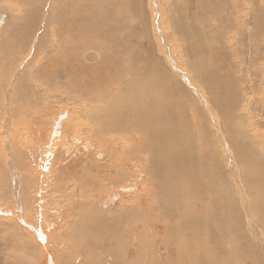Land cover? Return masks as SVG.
I'll return each mask as SVG.
<instances>
[{
	"label": "rangeland",
	"instance_id": "1",
	"mask_svg": "<svg viewBox=\"0 0 264 264\" xmlns=\"http://www.w3.org/2000/svg\"><path fill=\"white\" fill-rule=\"evenodd\" d=\"M130 1L0 0V264H264V0H141L145 23ZM133 89L158 106L147 127L114 114Z\"/></svg>",
	"mask_w": 264,
	"mask_h": 264
},
{
	"label": "bare ground",
	"instance_id": "2",
	"mask_svg": "<svg viewBox=\"0 0 264 264\" xmlns=\"http://www.w3.org/2000/svg\"><path fill=\"white\" fill-rule=\"evenodd\" d=\"M244 1V0H243ZM248 1V0H247ZM47 2V1H46ZM144 2V1H143ZM171 3H172V1H170ZM251 2V1H250ZM130 6L132 7V8H134V9H132V14L138 19V22H141V23H145L146 22V18H145V12H144V3H143V5H142V2H141V0H131L130 2ZM227 3V2H226ZM52 4V3H51ZM60 4V3H59ZM170 4V3H169ZM176 4H177V2H176ZM244 4H246V3H244ZM247 4H249L248 2H247ZM101 5V4H100ZM179 5V4H178ZM241 4H239V6H240ZM51 6V5H50ZM94 6V5H93ZM173 6H175V4L173 5ZM231 6H233V5H231ZM245 6V5H244ZM248 6V5H247ZM256 5H254V6H252V7H255ZM97 7V6H96ZM169 7H171L172 8V4H171V6H169ZM176 7V6H175ZM178 7V6H177ZM227 7V6H226ZM242 7V6H241ZM246 7V6H245ZM249 7V6H248ZM247 7V8H248ZM259 7V6H258ZM233 8V7H232ZM231 8V9H232ZM250 8V7H249ZM248 8V9H249ZM256 8V7H255ZM254 9V8H253ZM26 11V13H28L29 12V9H25ZM229 10V9H228ZM233 10V9H232ZM244 10V9H243ZM250 11V10H249ZM225 12V11H224ZM230 12V11H229ZM247 12H248V10H247ZM216 13V12H215ZM227 13V12H226ZM249 13V12H248ZM71 14V13H70ZM179 14V13H178ZM181 14V13H180ZM239 14H241L240 12H239ZM239 14H237L238 16H239ZM65 15V14H64ZM173 15V14H172ZM182 15V14H181ZM197 15V14H196ZM221 15V14H220ZM248 15H250V14H248ZM263 15H264V11H263ZM52 16V15H51ZM56 16V15H55ZM66 16V15H65ZM188 16V15H187ZM210 16V15H209ZM227 16V15H226ZM234 16V15H233ZM241 16V15H240ZM239 16V17H240ZM247 16V15H246ZM245 16V17H246ZM108 17V16H107ZM163 17V16H162ZM181 17V16H180ZM183 17V16H182ZM185 17V16H184ZM207 17V16H206ZM228 17V16H227ZM231 17V16H230ZM252 17V16H251ZM264 16H262V18H263ZM179 18V17H178ZM202 18V17H201ZM249 18H250V16H249ZM239 19V18H238ZM241 19V18H240ZM244 19H246V18H244ZM255 19H257L256 18V15L255 16H253V21L255 20ZM173 20H175L174 18H173ZM189 20V19H188ZM231 20V19H230ZM243 20V19H242ZM242 20H241V22H242ZM247 20V19H246ZM249 20V19H248ZM248 20H247V22H248ZM183 21V20H182ZM198 21V20H197ZM202 20H200V22H201ZM251 21V20H250ZM176 22H177V20H176ZM184 22H185V20H184ZM184 22L181 24V23H179V25H174L173 27H175V29H176V32L177 31H181V30H184L185 32L188 30V26L187 25H185L184 24ZM190 22V21H189ZM203 22V21H202ZM246 22V21H245ZM40 23V22H39ZM174 23H175V21H174ZM185 23H187V22H185ZM229 23V22H228ZM228 23H226V24H228ZM237 23V22H236ZM239 23V22H238ZM253 23V22H252ZM260 23V22H259ZM176 24V23H175ZM178 24V23H177ZM193 24V23H192ZM196 24V23H195ZM194 24V25H195ZM197 24H198V22H197ZM208 24V23H207ZM225 24V23H224ZM224 24L222 25V29H223V26H224ZM232 24V23H231ZM42 25V24H41ZM221 25V24H220ZM246 25H247V23H246ZM260 25H262V24H260ZM172 26V25H171ZM193 26V25H192ZM198 26H199V24H198ZM203 26V25H202ZM230 26V25H229ZM240 26V25H239ZM43 27V26H42ZM190 27V26H189ZM247 27H249V26H247ZM254 27H256L255 25H254ZM263 27V26H262ZM195 28H196V25H195ZM233 28V27H232ZM231 28V29H232ZM194 29V28H193ZM199 29V28H198ZM225 29V28H224ZM236 29V28H235ZM240 29V28H239ZM234 30V29H233ZM257 30H258V28H257ZM188 31H190V30H188ZM198 31V30H197ZM203 31H205V30H203ZM181 32H183V31H181ZM226 33H227V30L225 31ZM234 32H235V30H234ZM244 32V31H243ZM193 33V32H192ZM247 33V35H248V31L246 32ZM245 33V34H246ZM253 33H254V31H253ZM257 33V32H256ZM255 33V34H256ZM190 34V33H189ZM194 34H195V32H194ZM236 34V33H235ZM238 34V33H237ZM258 34V33H257ZM256 34V35H257ZM256 35H254L255 37H256ZM248 36H252V35H250V32H249V35ZM247 36V37H248ZM38 37V36H37ZM71 37V36H70ZM182 37V36H181ZM234 37H237V36H234ZM245 37V36H244ZM257 37H258V35H257ZM256 37V38H257ZM198 38V37H197ZM242 38V37H241ZM240 38V39H241ZM246 38V37H245ZM245 38H243V41L245 40ZM249 39H250V37H248ZM247 38V39H248ZM53 39V38H52ZM236 39V38H235ZM45 40H47L46 39V37L45 36H42L41 38H39L38 40H37V43H38V45L39 46H43V48H44V46H45V44H43L44 42H46ZM55 40V39H54ZM74 40V39H73ZM174 40H176V39H174ZM202 40V39H201ZM250 40H252V39H250ZM49 41V40H48ZM255 41V40H254ZM258 41V40H257ZM256 41V42H257ZM260 41V40H259ZM23 42V41H22ZM82 42V41H81ZM81 42H79V46L80 47H82V43ZM197 42V41H196ZM246 42H247V40H246ZM95 43H97V42H94V43H92V44H90V46L91 47H93L94 49L96 48V46L99 44H95ZM253 43V42H252ZM177 44V43H176ZM179 44H181V43H179ZM185 44H186V42H185ZM233 44V43H232ZM235 44V43H234ZM238 44V43H237ZM240 44V43H239ZM181 45H184V43H182ZM236 45V44H235ZM74 46V45H73ZM89 46V47H90ZM253 46H254V43H253ZM252 46V47H253ZM47 47H49V46H47ZM99 47V46H98ZM202 47V46H201ZM92 48V49H93ZM203 48V47H202ZM51 50V49H50ZM81 51H82V49H80ZM239 50V49H238ZM189 51V50H188ZM51 52H52V50H51ZM250 52V51H249ZM248 52V53H249ZM79 53V52H78ZM159 53V52H158ZM205 54V53H204ZM48 55V54H47ZM54 55H56V54H54ZM79 55V54H78ZM186 55H188V54H186ZM94 55H93V53L91 54V51L89 52V53H85V54H83L81 57H82V62H84V65H86L87 66V68L89 69V71H90V73H91V70H92V65H95V64H97V62H95V61H92L93 59H94V57H93ZM192 56V55H191ZM56 57V56H55ZM49 58V60L51 59V55H50V57H47V59ZM185 58V57H184ZM40 59V58H39ZM54 59V58H53ZM87 59V60H86ZM88 60H90V61H92L93 62V64L92 65H90V64H86L87 62H88ZM158 60V59H157ZM188 60V59H187ZM191 60V59H190ZM205 60V59H204ZM91 62V63H92ZM258 63V62H257ZM189 63L187 62V65H188ZM198 64V63H197ZM196 64V65H197ZM95 67V66H94ZM99 67V66H98ZM165 67V66H164ZM109 68V67H108ZM111 68H113V67H111ZM169 68H170V66H169ZM98 69V68H97ZM123 69V68H122ZM195 69H197V68H195ZM240 69V68H239ZM78 70V69H77ZM120 70V69H119ZM170 70H171V68H170ZM191 70V69H190ZM236 70H237V68H236ZM96 71V70H95ZM109 71V70H108ZM118 71V70H117ZM116 71V72H117ZM172 71V70H171ZM209 71V70H208ZM239 71V70H238ZM39 72V71H38ZM110 72V71H109ZM173 72V71H172ZM114 73H115V71H114ZM210 73V72H209ZM94 74V73H93ZM95 74H97V73H95ZM106 74V73H105ZM104 74V75H105ZM110 74H113V72L112 73H110ZM122 74V73H121ZM81 75V74H80ZM107 75V74H106ZM114 75H116V73L115 74H113V76H112V78L114 77ZM183 75V74H182ZM89 76H91L92 78L93 77H95V75L93 76L92 75V73H91V75H89ZM118 76V75H117ZM127 76V75H126ZM128 77V76H127ZM216 77V76H215ZM230 77V78H229ZM229 77H227V79H231L232 77L231 76H229ZM22 78V76L20 75L19 77H18V79H21ZM119 78V77H118ZM121 78V77H120ZM126 78V77H125ZM101 79V78H100ZM226 79V80H227ZM83 80L85 81V82H87V83H90V79H88V80H85L83 77H81V79H80V82H83ZM107 80V79H106ZM116 80V79H115ZM103 81V80H102ZM108 81V80H107ZM117 81V80H116ZM233 81H235V80H232V82ZM262 82V81H261ZM124 83V82H123ZM229 83V82H228ZM237 82H235V84H236ZM238 83H240V82H238ZM243 83V82H242ZM117 84V83H116ZM125 84V83H124ZM230 84H232V83H230ZM97 85V84H96ZM120 85V84H119ZM198 85H200V83L198 84ZM122 86V89H123V91H125L124 90V86L123 85H121ZM120 86V87H121ZM205 86H206V84H205ZM204 86V87H205ZM99 87V86H98ZM207 87V86H206ZM234 87H236L235 85H234ZM231 88V87H230ZM237 88H238V86H237ZM236 88V89H237ZM245 88V87H244ZM233 89V88H232ZM113 90V89H112ZM111 90V91H112ZM114 90H115V87H114ZM117 90V89H116ZM119 90V89H118ZM239 90V89H238ZM251 90V89H250ZM94 91V90H93ZM97 91H98V89H97ZM96 91V92H97ZM107 91V90H106ZM129 91V90H128ZM116 92V91H115ZM136 92V90L135 89H133V90H130L129 91V93H128V95L127 96H125V97H123L122 99H121V97L122 96H120V99L115 95V102H116V107L114 108V114H115V116L116 117H119V116H121V117H126V116H131V113H134L135 114V116H136V119H137V127L138 128H140L141 126H146L147 127V124H149V123H152L153 121H155L156 119L155 118H157V117H159V112L155 109V107H158V106H156L155 104H150V105H144L142 102H140L139 100H137L136 98H135V96H134V93ZM236 93H237V91H235ZM250 92H252V91H250ZM87 93V92H86ZM105 94H107V93H105ZM113 94V93H112ZM123 94H125V93H123ZM126 95V94H125ZM124 96V95H123ZM240 96V95H239ZM242 96H244V95H242ZM241 97V96H240ZM239 97V98H240ZM96 99V98H95ZM236 99V98H235ZM97 100V99H96ZM112 100V102H113V98L111 99ZM110 100V101H111ZM207 102V101H206ZM212 102V101H211ZM89 103V100H88V102H87V104ZM91 103V102H90ZM155 103V102H154ZM92 104V103H91ZM208 104V103H207ZM202 105H203V103H202ZM205 105V104H204ZM93 106H95V105H93ZM172 106V105H171ZM91 107V106H90ZM96 107V106H95ZM202 107V106H201ZM87 108V107H86ZM98 108V107H97ZM166 108V107H165ZM96 109V108H95ZM168 109V108H167ZM173 109V108H172ZM109 110V109H108ZM206 110V109H205ZM93 111H94V109H93ZM98 112V111H97ZM96 112V113H97ZM166 114V113H165ZM207 114V113H206ZM176 115V114H175ZM133 116V115H132ZM169 117H175L174 115H173V113L172 114H170V115H168ZM114 117V116H113ZM112 118V117H111ZM171 119V118H170ZM164 120V119H163ZM166 120V119H165ZM172 120V119H171ZM170 120V121H171ZM175 120H177V119H175ZM174 120V121H175ZM178 121V120H177ZM223 121V120H222ZM225 121L227 122V120L225 119ZM149 122V123H148ZM156 122H159V121H156ZM225 122V123H226ZM103 123V122H102ZM106 123V122H105ZM218 123H219V121H218ZM228 123V122H227ZM227 123H226V125H227ZM167 124V123H166ZM172 124V123H171ZM231 124H233V123H231ZM165 125V124H164ZM219 125V124H218ZM225 125V126H226ZM115 126V125H114ZM121 126V125H120ZM167 126V125H166ZM174 126H176V125H174ZM222 126V125H221ZM237 126V125H236ZM118 127V126H117ZM116 127V128H117ZM127 127V126H126ZM102 128V127H101ZM113 128V127H112ZM115 128V129H116ZM128 128V127H127ZM131 128V127H130ZM167 128V127H166ZM171 128V127H170ZM174 128V127H173ZM181 128H184V127H181ZM231 128H233V127H231ZM231 128H230V130H231ZM238 128V127H237ZM107 129V128H106ZM114 129V130H115ZM224 129V128H223ZM228 129V128H227ZM239 129V128H238ZM240 129H242V128H240ZM113 130V129H112ZM113 130V131H114ZM125 130H127V129H125ZM131 130V129H130ZM232 130H234V129H232ZM231 130V131H232ZM237 130V129H236ZM236 130H235V133H236ZM116 131H118V130H115V132ZM155 131V130H154ZM190 131V130H189ZM188 131V132H189ZM217 131V130H216ZM221 131H223V130H221ZM227 131V130H226ZM230 131V132H231ZM107 132V131H106ZM109 132H112V131H109ZM109 132H107V133H109ZM119 132H121V131H119ZM150 132V131H149ZM164 132H167V131H164ZM163 132V133H164ZM170 132V131H169ZM176 132V131H175ZM210 132V131H209ZM218 132V131H217ZM228 132V131H227ZM237 132L238 133H240L238 130H237ZM98 133V132H97ZM113 133V132H112ZM111 133V134H112ZM122 133V132H121ZM120 133V137H121V135H124V134H121ZM132 133V132H131ZM134 133V132H133ZM148 133V132H147ZM152 133V132H151ZM162 133V134H163ZM216 133V132H215ZM220 133V132H219ZM96 134V133H95ZM103 134V133H102ZM102 134H99V135H102ZM114 134V133H113ZM117 134H119V133H117ZM135 134V133H134ZM133 134V135H134ZM149 134V133H148ZM182 134V133H181ZM190 134V133H189ZM188 134V135H189ZM226 134V133H225ZM224 134V135H225ZM105 135V134H104ZM141 135H142V139H141ZM141 135H139V136H137V140H142V142L146 145V132H142L141 133ZM161 135V134H160ZM199 135V134H198ZM217 135V134H216ZM215 135V136H216ZM235 135V134H234ZM256 135V134H255ZM97 136V135H96ZM127 135H125V137H126ZM149 136V135H148ZM169 136V135H168ZM167 136V137H168ZM218 136V135H217ZM220 136V135H219ZM238 136V135H237ZM123 137V136H122ZM132 137H134V136H132ZM176 137V136H175ZM179 137H180V135H179ZM178 137V138H179ZM182 137V136H181ZM198 137H200V136H198ZM240 137V136H239ZM254 137V136H253ZM252 137V138H253ZM131 137H129L128 139H130ZM197 138V137H196ZM205 138V137H204ZM216 138H218V137H216ZM219 138H221V137H219ZM231 138V137H230ZM236 138V137H235ZM247 138V137H246ZM245 138V139H246ZM249 138V137H248ZM247 138V139H248ZM251 138V137H250ZM251 138V139H252ZM123 139V138H122ZM121 139V140H122ZM125 139V138H124ZM184 139V138H183ZM201 139V138H200ZM226 139V138H225ZM237 139V138H236ZM241 139H242V137H241ZM119 140V139H118ZM121 140H119V145H121L122 144V142H121ZM189 140V139H188ZM216 140V139H215ZM221 140V139H220ZM233 140V139H232ZM238 140V139H237ZM243 140V139H242ZM11 141V140H10ZM126 141V140H125ZM187 141V140H186ZM193 141V140H192ZM200 141V140H199ZM247 141V140H246ZM124 142V141H123ZM127 142V141H126ZM129 142V141H128ZM153 142H154V140H153ZM163 142H165V141H163ZM190 142V141H189ZM225 142V141H224ZM230 142H233V141H230ZM230 142H229V144H230ZM245 142V141H244ZM130 143H132V144H134V142H130ZM184 144H185V142H183ZM219 143V142H218ZM234 143V142H233ZM143 144V145H144ZM148 144H149V142H148ZM158 144V143H157ZM183 144V145H184ZM187 144H189V143H187ZM191 144V143H190ZM195 144V143H194ZM200 144V143H199ZM237 144H238V147H241L242 146V143H241V141H238L237 142ZM253 144V143H252ZM124 145H126V143L125 144H123V146ZM135 145H137V144H135ZM141 145V142H140V144L138 145V146H140ZM154 145H156V143L154 144ZM153 145V146H154ZM166 145H168V144H166ZM227 145V144H226ZM247 145V144H246ZM149 146H151V145H149ZM170 146V145H169ZM185 146V145H184ZM195 146H196V144H195ZM200 146V145H199ZM204 146V145H203ZM206 146H207V144H206ZM225 146V145H224ZM234 146V145H233ZM253 146H256V145H253ZM155 147V146H154ZM181 147V146H180ZM187 147H188V145H187ZM212 147V146H211ZM221 147V146H220ZM247 147H249V145H247ZM123 148H125V147H123ZM133 148V147H132ZM205 148V147H204ZM243 148V147H242ZM151 149H152V147H151ZM156 149V148H155ZM163 149H164V152H162L163 153V155H166L167 154V147L166 146H164V147H162L161 148V151H163ZM172 149V148H171ZM182 149V148H181ZM208 149V148H207ZM247 149H250V148H247ZM246 149V150H247ZM4 150V149H3ZM134 150V149H133ZM137 150V149H136ZM149 150H150V148H149ZM154 150V149H153ZM158 150H160V147L158 146ZM226 151H227V149H225ZM238 150H240V148L238 149ZM132 151V150H131ZM200 151V150H199ZM207 151V150H206ZM210 151V150H209ZM235 151H236V149L234 150V152H230V154H232L233 155V153H235ZM241 151V150H240ZM251 151H253V149H251ZM136 152H138L139 153V156L141 155V154H143V153H145L146 152V150L144 149V147L143 146H141L140 148L138 147V150L136 151ZM152 152V151H151ZM150 152V153H151ZM154 152V151H153ZM173 152H174V150H173ZM172 152V153H173ZM193 152H195V150H193ZM248 152V151H247ZM246 152V153H247ZM13 153V152H12ZM137 153V154H138ZM156 153V152H155ZM175 153V152H174ZM181 153H183V152H181ZM180 153V154H181ZM214 153H215V151H214ZM242 153V152H241ZM240 153V154H241ZM244 153V152H243ZM250 153V152H249ZM146 154H147V152H146ZM200 154V153H199ZM254 154V153H253ZM153 155V154H152ZM155 155V154H154ZM173 155V154H172ZM196 155H198V153L196 154ZM201 155V154H200ZM216 155V154H215ZM236 155V154H235ZM234 155V156H235ZM149 156V155H148ZM156 156H158V155H156ZM230 156V155H229ZM252 156V155H251ZM153 157V156H152ZM179 157V156H178ZM209 157H211V156H209ZM236 157V156H235ZM234 157V158H235ZM246 157V156H245ZM135 158V157H134ZM180 158V157H179ZM195 158V157H194ZM212 158V157H211ZM236 159H237V157H236ZM247 159H249V158H247ZM147 160H148V158H147ZM180 160V159H179ZM188 160V159H187ZM217 160H218V158H217ZM244 160V159H243ZM260 160V159H259ZM150 161V160H149ZM163 161V160H162ZM170 161V160H169ZM219 161V160H218ZM16 162V161H15ZM144 162H146V161H144ZM161 162V161H160ZM258 162V161H257ZM156 163V162H155ZM238 163V162H237ZM252 163V162H251ZM13 164H15V163H13ZM158 164V163H157ZM207 164H209V161H208V163ZM163 165H165V164H163ZM192 165H194L193 163L190 165L191 167H192ZM209 165H211V164H209ZM208 165V166H209ZM160 166V165H159ZM166 166V165H165ZM189 166V168H191ZM239 166H241L240 164H239ZM148 167V166H147ZM167 167H169V166H166L165 167V169L167 168ZM161 168V167H160ZM12 169V168H11ZM159 169V168H158ZM194 169V168H193ZM222 169V168H221ZM152 170V169H151ZM156 170V169H155ZM197 170V169H196ZM204 170V169H203ZM202 170V171H203ZM219 170V169H218ZM9 171V170H8ZM170 171V170H169ZM173 171V170H172ZM190 171H191V169H190ZM193 171V170H192ZM224 171V170H223ZM4 172V171H3ZM168 172V171H167ZM193 172H196V171H193ZM7 173V172H6ZM173 173V172H172ZM190 173V172H189ZM198 173V171L196 172V173H193V174H197ZM203 173V172H202ZM157 174V173H156ZM162 174V173H161ZM165 174H166V172H165ZM164 174V175H165ZM186 174V173H185ZM188 174V173H187ZM200 173H198V175H199ZM247 174V173H246ZM171 174L169 173V175H167V176H170ZM173 175V174H172ZM176 175V174H175ZM188 175H190V174H188ZM197 175V176H198ZM153 176V175H152ZM190 176H192V175H190ZM190 176H189V178H190ZM158 177V176H157ZM177 177V176H176ZM159 178V177H158ZM158 178H157V180H158ZM161 178V177H160ZM159 178V179H160ZM165 177H163V178H161V179H164ZM187 178V177H186ZM192 178V177H191ZM252 178V177H251ZM166 179V178H165ZM195 179H196V176H195ZM169 180V179H168ZM174 180V179H173ZM187 180V179H186ZM186 180H184V181H186ZM239 180V179H238ZM195 181V180H194ZM165 182H168V181H165ZM162 182H160V184H161ZM164 183V182H163ZM243 184L242 182H241V179H240V182H239V184ZM168 184V183H167ZM174 183H171L170 185H173ZM240 184V185H241ZM56 185V184H55ZM162 185V184H161ZM165 185H166V183H165ZM244 185V184H243ZM167 187V186H166ZM168 187H173V186H168ZM244 187H246L245 185H244ZM144 188V187H143ZM171 188H170V190H171ZM244 189H246V188H244ZM217 190V189H216ZM221 191H222V189H220ZM172 191H174V190H172ZM217 191H219V190H217ZM224 191V190H223ZM245 191V190H244ZM170 193V192H169ZM173 193H175V192H173ZM248 193V192H247ZM236 194H237V192H236ZM171 195V194H170ZM172 195H174V194H172ZM176 195V194H175ZM174 195V196H175ZM221 195H223V194H221ZM126 196V195H125ZM200 196H202V194H200ZM127 197H129V195H127ZM146 197H147V195H146ZM224 197V196H223ZM237 197V196H236ZM172 198V197H171ZM178 198H180V197H178ZM212 198V197H211ZM234 198V197H233ZM151 199V198H150ZM203 199V198H202ZM218 199V198H217ZM216 200V199H215ZM223 200V199H222ZM225 200V199H224ZM120 201V200H119ZM237 201V200H236ZM105 202V201H104ZM109 202V201H108ZM152 202V201H151ZM204 202V201H203ZM211 202V201H210ZM220 202V201H219ZM223 202V201H222ZM115 203V202H114ZM212 203V202H211ZM27 204V203H26ZM115 204H117V207L118 206H122V205H129V206H133V203L131 202V203H129V204H124V203H122V202H116ZM224 204V203H223ZM135 205V204H134ZM214 205V204H213ZM217 205V204H216ZM215 205V206H216ZM225 205V204H224ZM223 205V206H224ZM175 206V205H174ZM173 206V207H174ZM219 206H221V205H219ZM123 207V206H122ZM134 207V206H133ZM136 207V206H135ZM172 207V209H174ZM111 208V207H110ZM124 208V207H123ZM125 208L127 209V207L125 206ZM125 208H124V210H125ZM159 208V207H158ZM218 208V207H217ZM112 209V208H111ZM110 209V210H111ZM116 209V208H115ZM115 209H113V210H115ZM118 209V208H117ZM135 209V208H134ZM151 209V208H150ZM164 209V208H163ZM176 209V208H175ZM120 210V209H119ZM122 210V209H121ZM128 210V209H127ZM131 210V209H130ZM166 210H168V208L166 207ZM166 210H164V211H166ZM137 211V210H136ZM99 211H97V213L96 214H93V217L91 218V216H90V218L92 219V221H91V223H89L90 224V227H89V229H93V230H95L97 233H102V222L104 221H101V223H100V219H101V215H100V213H98ZM117 212V211H116ZM126 211H124L123 213H125ZM129 212V211H128ZM139 212V211H138ZM171 212V211H170ZM102 213V212H101ZM112 213V212H111ZM121 213V212H120ZM134 213V212H133ZM141 213V212H140ZM164 213V212H163ZM106 214V213H105ZM105 214H103L104 216H107V214L105 215ZM166 214H168V213H166ZM170 214V213H169ZM83 215V214H82ZM81 215V216H82ZM122 215V214H121ZM130 215H132V214H130ZM142 215V214H141ZM85 216V215H84ZM83 216V217H84ZM87 216V215H86ZM123 216V215H122ZM168 216V215H167ZM171 216V215H170ZM169 216V217H170ZM193 216V215H192ZM58 217H60V216H58ZM71 217L72 216H70L69 218L71 219ZM79 216H77V218H78ZM82 217V218H83ZM89 217V216H88ZM121 217V216H120ZM134 217H135V215H134ZM223 217V216H222ZM62 218V217H61ZM68 218V217H67ZM68 218V219H69ZM85 218H87V217H85ZM89 218V219H90ZM110 218V217H109ZM112 218H114V217H112ZM123 218V217H122ZM130 217H128V219H129ZM192 218V217H191ZM253 218V217H252ZM69 219V220H70ZM84 219V218H83ZM88 219V220H89ZM102 219H104V218H102ZM106 219V218H105ZM120 219V218H119ZM126 219V218H125ZM132 219V218H131ZM134 219V218H133ZM63 220V219H62ZM130 220V219H129ZM135 220H137V219H135ZM141 220V219H140ZM185 220H186V218H185ZM191 220V219H190ZM189 220V221H190ZM196 220H197V218H196ZM253 220V219H252ZM252 220H250V221H252ZM112 221V220H111ZM120 223H121V221L120 220H118ZM152 221H153V219H152ZM221 222H222V220H220ZM223 221H224V219H223ZM259 221V220H258ZM261 221V220H260ZM133 222H134V220H133ZM174 222V221H173ZM11 222H9V224H10ZM24 223V222H23ZM75 223H77V222H75ZM78 223H80V222H78ZM85 223V222H84ZM105 223V222H104ZM107 223V222H106ZM109 223V222H108ZM170 223H172V221H170ZM182 223H185V222H182ZM187 223V222H186ZM185 223V224H186ZM255 223V222H254ZM260 223V222H259ZM1 224V223H0ZM6 224H8V223H5V225ZM53 224V223H52ZM73 224V223H72ZM222 224H225V221H224V223L222 222ZM251 224V223H250ZM80 225V224H79ZM86 225V224H85ZM84 225V226H85ZM88 225V224H87ZM110 225V224H109ZM115 225V224H114ZM175 225V224H174ZM190 225V224H189ZM195 225V224H194ZM193 225V226H194ZM208 225V224H207ZM214 225V224H213ZM219 225V224H218ZM226 225V224H225ZM254 224L252 223V227H251V233H252V235H253V237L255 238V239H257V233H256V231H255V227L256 226H253ZM256 225V224H255ZM259 225V224H258ZM4 226V225H3ZM9 226V225H8ZM14 226V225H13ZM66 226V225H65ZM77 226V228H78V225H76ZM182 226H183V224H182ZM184 226H186V225H184ZM183 226V228H185ZM205 226V225H204ZM224 226V225H223ZM7 227V226H6ZM15 227V226H14ZM73 227V226H72ZM176 227V226H175ZM187 227V226H186ZM207 227H209V226H207ZM215 227V226H214ZM7 228H9V227H7ZM16 228V227H15ZM114 229H115V227H113ZM119 228V227H118ZM170 228V227H169ZM190 228V227H189ZM12 229V228H11ZM19 229V228H18ZM21 229V228H20ZM47 229V228H46ZM91 229V230H92ZM107 229V228H106ZM111 229V228H110ZM187 229H188V227H187ZM191 229V228H190ZM205 229H208V228H205ZM232 229V228H231ZM237 229V228H236ZM1 230V229H0ZM9 230V229H8ZM113 230V229H112ZM166 230H167V228H166ZM171 230V229H170ZM185 230V229H184ZM189 230V229H188ZM195 230V229H194ZM229 230V229H228ZM233 230V229H232ZM257 230H259V229H257ZM11 232L13 231V230H10ZM16 231V230H15ZM65 231V230H64ZM172 231V232H171ZM170 231V233H173V230H171ZM205 231V230H204ZM210 231V230H209ZM212 231V230H211ZM210 231V232H211ZM218 231V230H217ZM216 231V232H217ZM225 231H226V229H225ZM7 232V231H6ZM9 232V231H8ZM11 232H10V234H11ZM20 233H22L21 231H19ZM18 232V233H19ZM32 232V231H31ZM41 232V231H40ZM77 232H78V229H77ZM84 232V231H83ZM110 232V231H109ZM141 232V231H140ZM213 232H215V231H213ZM233 232V231H232ZM248 232H250V231H248ZM260 232V231H259ZM5 233V232H4ZM17 233V232H16ZM15 233V234H16ZM112 233V232H111ZM143 233H145L144 232V230H143ZM152 233H154V232H152ZM228 232L226 231V234H227ZM6 234V233H5ZM8 234V233H7ZM14 234V235H15ZM24 234V233H23ZM124 234V233H123ZM206 234H208L207 232H206ZM220 234V233H219ZM238 234V233H237ZM3 235V238H4V234H2ZM96 234H94V236H95ZM108 235V234H107ZM145 235V234H144ZM150 235H151V231H150ZM164 235V234H163ZM167 235H169V233L167 234ZM172 235V234H171ZM189 235H191V233H189ZM188 235V236H189ZM210 235H211V233H210ZM236 235V234H235ZM239 235V234H238ZM6 236H8V235H6ZM17 236V235H16ZM15 236V237H16ZM96 236H98V235H96ZM102 236V235H101ZM175 236V235H174ZM174 236H172V237H174ZM180 236V235H179ZM186 236V235H185ZM192 236H193V234H192ZM200 236V235H199ZM205 236V235H204ZM212 236H213V234H212ZM9 237V236H8ZM123 237V236H122ZM151 237V236H150ZM195 237V236H194ZM248 237V236H247ZM20 238V237H19ZM23 238V237H22ZM26 238V237H25ZM103 238V237H102ZM111 238V237H110ZM183 238V237H182ZM185 238V237H184ZM192 238V237H191ZM222 238V237H221ZM237 238H240L239 236L237 237ZM243 238H244V236H243ZM8 239V238H7ZM123 239H125V238H123ZM135 239V238H134ZM168 238H166V240H167ZM200 239V238H199ZM246 239V238H245ZM245 239H243V240H245ZM248 239V238H247ZM5 240V239H4ZM9 240V239H8ZM20 239H18V242H20L19 241ZM157 240H158V238H157ZM184 240V239H183ZM196 240H198V239H196ZM201 240H203L202 238H201ZM205 240V239H204ZM215 240H217V239H215ZM214 240V241H215ZM219 240V239H218ZM217 240V241H218ZM234 240H235V238H234ZM238 240V239H237ZM7 241V240H6ZM22 241V240H21ZM135 241H138L137 239L135 240ZM141 241H143V240H141ZM150 241H151V238H150ZM171 241V240H170ZM217 241H215V242H217ZM238 241H240V240H238ZM241 241H242V238H241ZM5 242V241H4ZM55 242V241H54ZM167 242V241H166ZM194 242L195 241H191V243L192 244H194ZM198 242V241H197ZM219 242V241H218ZM107 243V242H106ZM135 243V242H134ZM142 243V242H141ZM140 243V244H141ZM184 243V242H183ZM191 243H189V244H191ZM208 243V242H207ZM239 243V242H238ZM27 244V243H26ZM108 244V243H107ZM113 244V243H112ZM188 244V245H189ZM16 245H18V244H16ZM24 245V244H23ZM32 245V244H31ZM44 245V244H43ZM129 245H132L131 243L129 244ZM145 245H146V243H145ZM151 245V244H150ZM174 245V244H173ZM214 245V244H213ZM236 245V244H235ZM234 245V246H235ZM27 246V245H26ZM108 246H110L109 244H108ZM135 246V245H134ZM190 246V245H189ZM192 246V245H191ZM190 246V247H191ZM195 247H197L196 245H194ZM242 246V245H241ZM258 246H261L260 247V250L264 253V244H261L260 242H259V244H258ZM44 248H45V246H43ZM123 247V246H122ZM143 247H145V246H143ZM186 247V246H185ZM107 248V247H106ZM115 248V247H114ZM120 248V247H119ZM137 248V247H136ZM222 248V247H221ZM220 248V249H221ZM13 249V248H12ZM28 248H26V250H27ZM118 249V248H117ZM150 249V248H149ZM153 249V248H152ZM199 249V248H198ZM207 249H209V246H208V248ZM218 249V248H217ZM109 250V249H108ZM116 250V249H115ZM122 250V249H121ZM125 250V249H124ZM132 250V249H131ZM185 250V249H184ZM14 251H15V248H14ZM52 251V250H51ZM120 251V250H119ZM136 251V250H135ZM194 251V250H193ZM198 251V250H197ZM201 251V250H200ZM214 251H216V250H214ZM224 251H225V249H224ZM171 252V251H170ZM220 252V251H219ZM18 253V252H17ZM52 253V252H51ZM133 253V252H132ZM186 253V252H185ZM192 253V252H191ZM194 253H196V252H194ZM193 253V254H194ZM198 254H202V251L199 253V252H197ZM26 254V253H25ZM124 254V253H123ZM219 254V253H218ZM222 254V253H221ZM224 254V253H223ZM120 255V254H119ZM119 255H117V256H119ZM127 255V254H126ZM190 255V254H189ZM192 255V254H191ZM197 255V254H196ZM206 256H207V254H205ZM215 255H217V254H215ZM25 256V255H24ZM30 256V255H29ZM131 256V255H130ZM139 256V255H138ZM229 256V255H228ZM227 256V257H228ZM7 257H9V256H7ZM186 257V256H185ZM211 257V256H210ZM219 257H220V254H219ZM261 257V256H260ZM187 258V257H186ZM191 258H193V257H191ZM198 258H199V256H198ZM7 259V258H6ZM18 259H19V257H18ZM119 260H121L120 258H118ZM137 259V258H136ZM145 259V258H144ZM218 259V258H217ZM228 259V258H227ZM24 260V259H23ZM25 261V260H24ZM184 261V260H183ZM195 261V260H194ZM193 260H192V262H194ZM222 261V260H221ZM226 261V260H225ZM22 262V261H21ZM26 262V261H25ZM127 262H128V260H127ZM188 262H190V260L188 261ZM227 262H229L228 260H227ZM232 262V261H231ZM28 263V262H27ZM222 263V262H221ZM34 264H36V263H34ZM215 264V263H214ZM223 264H224V262H223ZM226 264V263H225ZM230 264V263H229ZM232 264V263H231ZM241 264V263H240ZM247 264V263H246Z\"/></svg>",
	"mask_w": 264,
	"mask_h": 264
}]
</instances>
